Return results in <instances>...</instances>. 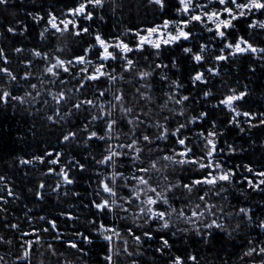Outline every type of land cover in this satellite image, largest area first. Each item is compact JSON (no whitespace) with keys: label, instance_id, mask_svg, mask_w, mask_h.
Wrapping results in <instances>:
<instances>
[{"label":"snow or ice","instance_id":"6c2138e0","mask_svg":"<svg viewBox=\"0 0 264 264\" xmlns=\"http://www.w3.org/2000/svg\"><path fill=\"white\" fill-rule=\"evenodd\" d=\"M9 3L0 0L5 8ZM149 3L161 9L167 6L166 0ZM105 6L106 0H71L61 11L41 7L27 13L37 23L43 22L42 39L68 37L54 50L30 49L34 58L44 61L38 72L32 71L34 60L27 58L20 61L26 66L22 74L14 71L6 48L0 46V106L6 109L11 103L14 109L18 105H28L32 112L43 109L50 126L59 129L55 143L42 154L18 157L21 165H45L41 177L56 176L54 186L40 179L30 191L43 201L44 190L51 187L58 202L61 195H71L86 209L81 213L69 204L52 213L32 215L25 205L27 226L21 231L15 213L9 219L8 206L22 196L14 190L11 177L0 174V224L20 231L18 254L0 252V264H9L6 257L11 264H33L37 256L36 264H45L46 254L57 258L55 264H87L83 256L91 254L97 241L103 242L100 264H121L122 257L127 264H141L153 249L164 264H200L196 251H186L192 234L208 244L218 235L231 237L243 229L249 235L239 261L264 264V216L255 215L249 205L231 203L233 191L264 193V168L247 161L230 164L229 159L245 149L227 140L221 146V137L230 128L246 133L264 127V111L244 107L250 93L247 84L238 87L221 79L219 96L209 86L225 73V64L245 54L254 57L248 65L251 73L264 69V42H254L251 35H231L242 31L238 27L242 19L249 30H264V19L258 18L264 14V0H177L175 18L127 27L107 38L92 30L98 14L105 18L102 11L98 13ZM116 6L113 0V12ZM16 24L23 22L16 20ZM26 29L27 25L7 27L13 34ZM84 36L93 39L79 52L69 47L70 55L58 54ZM181 45L193 68L187 83L169 74L172 69L181 70L180 59L163 56L165 46ZM13 51L20 53L23 48ZM141 58L145 63L141 64ZM125 84L132 85L131 94ZM157 90L162 103L154 95ZM214 97L212 108L224 109L226 122L209 120L207 105L198 112L187 107L204 105ZM94 143L104 145L99 159L90 152H84L83 162L73 155L74 148H91ZM92 162L95 167L85 181L91 192L80 200L84 193L72 190L77 181L71 173L73 169L88 172ZM260 204L264 206V200ZM253 231L257 235H251ZM13 244L11 236L6 239L0 234V245ZM68 250H73L75 259L68 258Z\"/></svg>","mask_w":264,"mask_h":264},{"label":"trees","instance_id":"16d2710c","mask_svg":"<svg viewBox=\"0 0 264 264\" xmlns=\"http://www.w3.org/2000/svg\"><path fill=\"white\" fill-rule=\"evenodd\" d=\"M71 0H10L7 8L0 6V46L6 48L8 55L11 58L10 66L14 71L20 72L25 69V65L20 63L23 59H33L34 64L32 71L38 72L44 61L41 58H34L30 51L31 48L36 47L42 51L54 50L58 43L64 41L68 42V37L59 36L53 37L48 35L47 38L42 39L39 35L43 22L37 23L27 13L40 10L41 7L46 11L49 7L55 8L57 11L62 10V6L70 5ZM117 5L115 12L112 11L113 0H106V6L103 10H98V13L102 11L103 20L100 19L98 14L96 19L92 22V30H99L106 38L109 36L120 35L127 27H139L141 25H150L153 23H160L164 17L175 18L176 13L174 11L177 6V0H166V7L161 9L158 5L149 3V0H115ZM259 19H264V14H258ZM16 20H20L23 24L17 25ZM12 24L16 27H23L27 25L26 31L23 33L17 32L15 34L9 33L7 27ZM242 31H233L232 36L244 34L251 35L254 42H264V30L259 28L249 30L247 28V21L241 20L238 25ZM199 31V29H196ZM205 38L209 37L206 32H201ZM126 38V37H124ZM92 37L84 36L79 40H75L73 43L65 47L61 54L63 56L70 55L69 47L76 52H79L82 47L86 46L85 42H92ZM22 46L23 51L16 53L14 48ZM181 47H169L165 46L163 50V56L169 59L172 56H176L180 59L182 68L180 71L172 69L169 73L172 78L181 76V78L187 83V77L193 70L192 64L189 60L184 58ZM254 61V57L245 54L244 56L237 57L233 60L232 64H225V73H222L221 77L214 79V83L209 85L213 88L216 96L223 91L220 87L221 79L227 81L230 85L242 87L243 84H247L250 93L248 100L245 103V108L252 110L264 111V69L258 67L255 73H251L248 69V65ZM257 65L260 64L259 60H255ZM145 63L141 58V64ZM155 79L159 80V72ZM239 81V85L236 82ZM35 82V78H33ZM72 83H75L73 81ZM47 86V85H46ZM71 86V85H69ZM119 86V85H118ZM125 89L131 94L133 88L131 84H125ZM23 90V89H22ZM189 90H191L189 88ZM154 95L160 97L159 102H163L162 93L157 90ZM111 99V95L107 97ZM215 103V97L212 101L205 100L204 105L193 104L187 105L189 110L194 109L196 112L202 110L205 105L208 109H211L209 120L216 119L219 122H226L227 115L224 109H213L212 105ZM36 107V106H33ZM202 126L207 127V122H198ZM58 128H52L49 122L45 118V111L42 109L39 112H32L28 105H18L15 109L11 103L5 109L0 106V174L11 177L10 183L14 185V190L19 192L22 199L18 202H14L9 205V219H13L12 213H15V219L22 224L21 231L27 226L26 217L24 216L25 205L31 209L32 215H39L41 213H52L59 209L66 208L69 204H74L81 213L86 209L82 208L80 201L75 197L61 195V201L56 200L57 193L51 191V187L46 188L45 199L43 201L34 197V192L30 189H35L40 179H45L47 185L54 186L56 182V176L49 174L46 177H41L40 172L45 168V165L35 162L32 165H21L18 161L19 156H26L30 158L32 155L42 154V150L49 144L55 143ZM153 131H155L153 129ZM227 140L230 143H235L238 146H242L245 151L237 153L229 159L230 164L253 162L258 168H264V127H255L246 133H240L236 128H230L226 135L221 137V146L223 141ZM171 147V144H169ZM104 148L103 143H94L91 148H74L73 155H76L78 159L83 162L84 152H90L97 156ZM67 159V157H65ZM95 167L94 162L90 163L89 171L82 173L79 169H73L72 175L76 178V185L72 189L73 191H79L84 193L80 197V200H85L88 193L91 192V188L85 183L92 175L91 169ZM108 170H111L110 168ZM178 172V169H177ZM27 173V175H26ZM175 177H173L174 179ZM239 179V177H238ZM94 186V183H93ZM231 203L234 205L246 204L251 206L255 212V215L264 216V206H261L260 201L264 200V193L245 191L240 193L237 191L232 192ZM11 199V198H10ZM109 219H111L109 217ZM64 218H61L63 222ZM232 223V222H230ZM183 226V225H182ZM0 234H4L7 239L11 236L14 240L12 246L0 245V252H7L12 250L18 254L16 248V242L20 235V231L6 230L3 224H0ZM249 231L243 229L233 232L231 237L216 236L210 243L205 244L202 240L198 239L195 234L190 237V246L186 249L187 252L196 251L200 257V264H241L238 257L241 255L247 243ZM251 235H257L256 231L251 232ZM47 238V234H46ZM102 241H97L96 246L91 250L90 255H84L83 260L87 261V264H100L101 257L98 253L101 250L100 245ZM181 250L184 251L183 241L180 242ZM61 250H64L63 248ZM70 259H75L72 255L73 250H68ZM76 255H80L76 253ZM11 264V259L6 257ZM40 257H34L33 264ZM45 264H55L57 258L45 255L43 257ZM61 262L64 257L58 258ZM121 264H127V261L122 257ZM141 264H164L162 258H158L153 250L147 251L143 257Z\"/></svg>","mask_w":264,"mask_h":264}]
</instances>
